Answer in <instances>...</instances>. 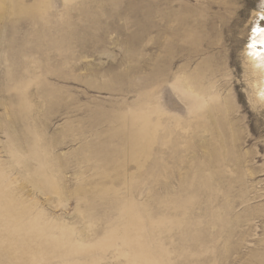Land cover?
<instances>
[{
    "label": "rangeland",
    "instance_id": "1",
    "mask_svg": "<svg viewBox=\"0 0 264 264\" xmlns=\"http://www.w3.org/2000/svg\"><path fill=\"white\" fill-rule=\"evenodd\" d=\"M262 4L0 0V264H264Z\"/></svg>",
    "mask_w": 264,
    "mask_h": 264
},
{
    "label": "bare ground",
    "instance_id": "2",
    "mask_svg": "<svg viewBox=\"0 0 264 264\" xmlns=\"http://www.w3.org/2000/svg\"><path fill=\"white\" fill-rule=\"evenodd\" d=\"M227 4V3H226ZM225 11L228 10V8L224 9ZM155 12V11H154ZM158 12V11H156ZM158 16V15H157ZM242 16V14H241ZM237 17H238V14H237ZM157 18V17H156ZM242 18H236L234 19V22H233V27L236 28L237 26H240L241 23H242ZM159 23V21H158ZM157 23V24H158ZM196 28V27H195ZM251 45L253 43H255V47H250V60H251V63H252V71L255 70H259L263 73V78H264V31L262 32H255L254 35H253V38L251 39L250 41ZM246 56V55H245ZM249 60V59H248ZM208 69V68H207ZM161 72L158 71V74H160ZM192 77V76H191ZM191 81V80H190ZM184 84H185V88L183 87V89H190L191 90V84L189 83V81L186 79V81H184ZM262 87L264 88V81L262 82ZM262 88V89H263ZM193 93L195 95H197L198 97H202L204 100V103H208V100L205 98V95L204 93H201L198 91V90H195V89H192ZM261 90V89H260ZM203 91V90H202ZM206 91V90H205ZM207 92V91H206ZM260 94V93H259ZM263 94H264V91H263ZM210 95V94H209ZM264 96V95H263ZM219 95L216 94V97L218 99ZM218 101V100H217ZM214 102V101H213ZM216 102V101H215ZM203 103V102H202ZM203 105V104H202Z\"/></svg>",
    "mask_w": 264,
    "mask_h": 264
},
{
    "label": "snow or ice",
    "instance_id": "3",
    "mask_svg": "<svg viewBox=\"0 0 264 264\" xmlns=\"http://www.w3.org/2000/svg\"><path fill=\"white\" fill-rule=\"evenodd\" d=\"M261 8L264 9V4L261 5ZM260 19L262 21H264V14L261 15ZM253 31L254 32H257V33L258 32H262V31H264V28H261V27L257 26ZM250 47H255V43H253L252 45H250ZM262 95H264V94H262Z\"/></svg>",
    "mask_w": 264,
    "mask_h": 264
}]
</instances>
